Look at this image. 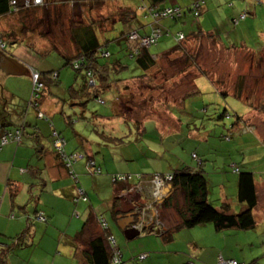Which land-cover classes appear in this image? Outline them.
<instances>
[{
	"label": "rangeland",
	"instance_id": "rangeland-1",
	"mask_svg": "<svg viewBox=\"0 0 264 264\" xmlns=\"http://www.w3.org/2000/svg\"><path fill=\"white\" fill-rule=\"evenodd\" d=\"M69 1L71 0H46L44 6L31 10L32 14L37 15L34 20L28 21L23 14L16 15L18 19L24 20L25 24L15 30V33L28 44L23 41L16 43L12 38L4 37L7 43L5 50L11 52L15 58L32 64L35 58L63 59L62 51L68 54L76 52L72 41L74 33L71 31L74 25L70 26L69 19L72 17L73 22L84 19L86 22L87 19H92L93 15L94 19L101 22L109 15L101 14V8L106 12L108 8H105V2L109 4L114 0H104L101 4L94 0H74L71 7L68 5ZM92 1L93 6L90 5ZM121 1L132 5L140 2ZM144 1L146 3V0ZM194 1L176 0V3L186 7ZM81 7H85V14ZM66 8L75 10V13L67 14L64 12ZM86 11L93 12L87 15ZM141 14L139 12V15ZM186 14L187 25L184 27L179 21H171L172 33L180 29L187 35L199 26L196 22L198 18L200 20L203 17V13L197 19L191 12ZM205 18L210 19L208 13ZM167 21L162 19V25ZM210 25L215 32L213 24ZM123 30L124 25L120 21L110 23L105 30L97 29L100 42H107L106 48L111 56L101 57L97 52L96 64L112 67V64L119 60L124 68L119 69L115 76L134 80L135 86L132 85L130 89L133 99L117 105L119 111L132 112L133 117L121 121L120 118H115L103 124L95 122L94 114L114 113L116 88L101 91L105 104H99L87 97L81 103L85 109L80 105L68 106L70 114L77 113L73 114V118L78 124L83 123L88 139H93L101 146L102 152H96L94 156L99 161L104 156L103 163L110 167L135 173L143 169L145 172L162 171L159 170L160 162L166 167L165 170L169 171L170 163L195 164L191 157V154L195 153L203 160L202 170L208 186L207 201L219 208L222 204V192L234 196V201L228 204H232L231 208L235 212L241 210V202L236 199L238 172H234L232 167H239L241 171L252 170L257 197V205L253 209L256 224L253 228H228L217 231L212 223H207L184 228L191 230L192 235H183L187 239L192 236L193 240L198 242V247L205 248V256L199 259L201 262L195 261L196 264H221V259H233L243 264H264V217L258 214L260 208L264 209V48L252 50L240 45L224 48L214 37H188L181 41L182 50L179 52L157 55L154 67L146 77L138 79L136 77L143 71L137 67L134 57L128 55L126 41L121 39ZM33 33L30 41L27 37ZM165 36H169L171 40L163 43ZM175 43L171 34H163L151 47V51L153 54L160 53L173 47ZM200 71L210 76L214 86L206 76H195ZM71 72L72 78H68L70 82L67 85L82 79L83 73L76 74L72 70ZM30 73L29 70V76ZM193 75L195 78L192 82ZM29 76L26 78L30 82ZM20 83V86H14L10 81L13 89L23 91L27 83L24 80ZM195 87L194 92L188 91ZM238 87L241 89L239 97L236 95L239 92V89H236ZM105 137L110 140H104ZM91 198L95 199L94 202H99L98 212L105 218L108 232L115 239L117 247L119 246L124 254H136L135 248L127 250L130 240L124 237L112 214V203L108 204L112 198L111 190L108 197L104 193L97 195L93 192ZM173 199L177 201V205L184 207L181 191L174 193ZM155 209L160 211L156 218L160 215L167 227L174 229L178 221L174 208L171 211L166 209L170 212V219L164 217L167 212L162 208V204H158ZM149 235L156 237L159 234L152 231ZM142 236L140 235L138 240L145 238Z\"/></svg>",
	"mask_w": 264,
	"mask_h": 264
},
{
	"label": "crops",
	"instance_id": "crops-1",
	"mask_svg": "<svg viewBox=\"0 0 264 264\" xmlns=\"http://www.w3.org/2000/svg\"><path fill=\"white\" fill-rule=\"evenodd\" d=\"M101 1L104 0H98L100 4ZM73 3L74 0H71L68 5L70 4L71 7ZM105 3V8L108 10L103 12L101 8V14L116 13L119 8L127 5L121 0ZM163 5H177V3L176 0H165ZM81 10L85 14V7H81ZM244 11L246 12L245 17L240 18V14ZM64 12L71 14L75 13V10L66 8ZM92 12H87V15ZM202 13L203 17L200 20L197 19V25L218 34L222 44L240 45L252 50L264 48V5L255 4L253 0H205L200 14ZM206 13L210 17L209 20L205 18ZM16 15L11 13L2 15L0 29L18 30L22 27L21 20ZM186 15H182L177 20L163 22V25L172 29L171 23L179 21L184 27L187 25ZM234 19L237 20L234 21ZM114 20L118 21L117 17ZM210 24H213L215 32L212 31ZM170 40L169 36H165L163 43ZM6 56L24 68V73H6L0 67V129L12 130L18 126L22 130L19 141L9 140L0 144V248L7 249L3 263L92 264L88 242L93 237L100 235L103 230L97 222L96 215H101L97 209V205L100 207V204L98 201L94 202L95 199L92 200L93 192L97 195L104 193L108 197V192L111 190L112 198L108 201L109 205L113 204L118 192L126 191L129 188H135L140 191L141 195L149 196L151 187L149 177L144 176L138 179L136 185L111 183L109 173L126 171L103 163L104 156L100 161L97 160L94 154L102 152V148L98 142L88 139L89 136H86L87 132L83 129V123L78 124L76 120L73 125L71 124L72 129L70 126L69 128L65 127L66 116L70 113L66 101L60 100L66 98L62 88L55 87L56 90L51 87L47 88L42 95L39 108L27 106L31 81L29 82L26 77L29 76L30 68L57 69L59 78L66 84L70 82L68 78L72 72L68 66L61 68L60 58H35V62L32 64L15 58L14 55ZM153 56H157V53H154ZM23 80L27 83V87L23 91L11 87V84L20 86V82ZM38 111L43 113L44 118L38 116ZM45 116H48L51 122L47 118L45 119ZM97 122L101 123V118ZM53 130H56L59 136L64 137L66 152L74 153L80 157L73 166L78 175V182L73 181L63 160L53 148ZM89 155L102 170L100 175L91 178L85 175L84 169V161ZM161 163L159 170L162 171L159 172L169 171V169L165 170L166 167ZM174 166H178V163L175 165L170 163V170ZM136 173L150 174L151 172H145L143 169ZM76 183L86 191L88 202H73ZM168 186L167 184V188H164L165 193H168L170 189ZM135 197V199L138 198L137 194ZM233 201L234 196L221 193L222 204ZM120 204L123 202L118 203L117 201L115 207ZM124 204L129 203L125 202ZM231 205L228 204V211L235 212ZM240 207L243 209L244 204L240 203ZM75 209L79 211L78 216L72 215ZM36 210L47 215V222L30 219L33 223L29 225L26 217L32 216L33 218V213ZM144 212H146V216L142 217L143 222L146 226L156 222L157 226L152 227L159 235L154 237L149 235L151 232L145 234L141 232L140 235H143L144 239L138 240L139 235L130 240L127 250L130 251L132 247L136 249V254L147 253L146 257L138 264H196L195 261L201 262L199 259L201 260L205 256L204 246L198 247V242L193 240L192 236L187 239L183 235H192L191 230L184 229L187 227L177 229L167 227L162 218L160 221L157 220L155 217L157 211L153 208ZM89 213L91 214L88 216L91 217L90 221L84 225ZM258 214L264 217V209L260 208ZM201 225H207V223ZM27 226L28 230L24 234L22 244L7 247V245H11L13 238L19 236ZM119 250L123 264H131L132 256L136 254L128 252L124 254V251L120 248ZM127 253L129 256L126 255Z\"/></svg>",
	"mask_w": 264,
	"mask_h": 264
},
{
	"label": "trees",
	"instance_id": "trees-1",
	"mask_svg": "<svg viewBox=\"0 0 264 264\" xmlns=\"http://www.w3.org/2000/svg\"><path fill=\"white\" fill-rule=\"evenodd\" d=\"M98 1V0H94ZM94 1H92L91 6H93ZM165 0H146V3L144 0H140L137 5H132L130 3H125L127 5L122 6L119 8V10L116 13H110V15L106 16L105 19H102V21H97L94 19L93 15H91L92 19H87L86 22L84 19L78 20L73 22L72 17L69 19L70 26L73 24L74 26L71 27V31L73 34L72 41L75 44V53L68 54L64 51L60 50V52L63 54L64 58L61 59V68L67 67L70 69V71H74L76 74H82V79L80 82L76 83H70L67 85L64 81H62L59 76L57 69H41L38 70L36 68H32L31 72H35L38 75V83L39 90L37 91L35 89L36 84H33L32 79V73L30 81L31 83V89L29 98L27 101V106H32L34 108H39L41 103V98L46 91L47 88H53L55 87L57 89L62 88L63 91H65V97L62 100V102L66 101V104L69 106H76L80 105L82 108L84 105H81L83 102L82 100L86 99H92L95 102L99 104H105V100L101 97V91L106 89H112L116 88L115 90V107L113 108V114L112 115H95V122H97L98 119L101 118V124H103L105 121L120 118L130 119L133 116V113H127L119 111V107L117 105L122 101H127L128 99H133V92L130 90L131 86H135L133 79H128V77H116L115 73L119 71V69L124 68L121 66L120 61H115L116 63L112 64V67H109L108 65L100 64L97 65V52L98 56L109 58L111 56V53L106 48L108 46L107 42L101 43L100 39L97 35V29L99 31L105 30L110 23L114 20L115 17H117L118 21H120L124 25V30L121 32V39H124L126 41L127 46V52L130 57H134L135 63L139 69L143 71V73L136 77L138 79H142L146 77V75L149 73V71L154 67L155 65V57L153 56V52L151 51V47L155 45L158 42V38L162 36L163 34H171L174 41L176 42L173 47L164 50L162 52L157 53V55H164V54H171L174 52H179L182 50L181 48V41L185 40L188 37L198 36V35H207L209 37H214L215 40L219 41L218 34H215L210 31H203L200 26H197V28L193 31H190L187 35H185L181 30H176V32L172 33L170 28L162 25L161 21L162 19L165 20H177L182 15L186 14V12H191L193 16L196 17V19L199 17L201 10L203 8V5L205 3V0H195L192 2L189 6L182 7L179 5H163ZM255 4H262L264 5V0H253ZM46 3V0H41L40 4L34 5L32 2L29 6H25L24 0H14V3H11V0H0V17L2 15L11 13V14H23V17L29 20H34V18L37 17L36 14H32V9L40 8L44 6ZM99 3V2H98ZM195 3L197 4L196 7H194ZM169 9V12H163L165 9ZM49 10L53 11L52 8H49ZM58 12V11H57ZM139 12L142 13L139 15ZM243 15V16H241ZM246 12H242L240 14V18L245 17ZM149 18V19H148ZM237 19H234V21ZM115 21V20H114ZM113 21V22H114ZM22 25L25 24L24 20H21ZM233 23V22H232ZM144 32H141V31ZM30 33V32H29ZM132 33H135L136 38L130 37ZM157 33V36L154 41L150 42L149 45H141L140 39L144 37H149L151 34ZM182 35V39H179L178 36ZM32 35V34H31ZM30 35V36H31ZM28 36L27 38L31 41V37ZM34 36V34H33ZM4 37L12 38V41L14 40L16 43L18 41L22 42L23 40L19 39L18 33H15V29H0V40L3 43V46L0 47V50H2L5 55L13 56L11 52L6 51L7 43L5 41ZM18 38V39H17ZM13 41V42H14ZM24 42V41H23ZM28 44V42H24ZM221 43V42H220ZM222 44V43H221ZM222 46L225 47H235L228 46L222 44ZM53 48V47H52ZM245 48V47H243ZM249 49V48H246ZM259 58V57H257ZM198 75H204L206 76L212 83V79L209 75L204 73V71H200ZM195 76L193 75L192 82L194 81ZM112 77V79H111ZM116 77V78H115ZM213 85V83H212ZM195 86V84H194ZM214 86V85H213ZM236 89H239V92L236 93V95L239 97L241 95V89L238 87ZM56 90V89H55ZM196 90L195 88L189 89L188 91L194 92ZM37 94L36 97L34 94ZM227 94L226 92H223ZM122 94V96H120ZM70 102V103H69ZM85 109V107H84ZM81 110V112L84 111ZM77 114L76 112H72L70 115L66 116L65 120V127L70 128L73 125V122L76 121L75 118H73V114ZM38 115L41 114L40 118H44V115L42 112L38 111ZM131 114V115H130ZM79 117V116H77ZM85 117V116H82ZM49 122H51L50 118L48 116H45V119ZM80 118V117H79ZM111 125V124H110ZM17 126L14 129H0V130H7V131H14L15 129H18ZM20 129V128H19ZM72 129V128H71ZM112 129V128H110ZM58 133V132H57ZM53 138V135H52ZM110 140V138L105 137L104 140ZM56 138L54 137L52 139L53 145L55 143ZM103 140V141H104ZM1 144V143H0ZM55 149V152L58 154V156L61 157L63 160L65 166L69 170V174L72 177L73 181L78 182V175L75 172L74 169V163L80 159V157L76 156L71 157L70 164L67 165V161L65 158H68L71 155H74V153H68L65 150V145H63L62 151H59ZM191 157L194 159L195 164L193 163H185L180 164L178 163V166H174L170 171L165 172H151L150 174H144V173H132V172H112L109 173L110 181L113 184L118 183H131L132 185H136V181L140 178H143L144 176H148L149 178L153 174H158L161 176L170 175L171 179L169 180V183L171 184V187L165 197L162 198L160 202H157L158 204H162V208L167 212L164 217L167 219H170V212H168L166 209L174 210L177 212L178 221L176 223V226L174 229L177 228H190L195 225H201L205 223H212L215 230H224L228 228H237V229H251L255 226L256 221L253 217V209L257 205V197H256V191H255V184H254V176L252 170H244L241 171L239 167H235L233 165L232 169L234 172H238L237 177V192L236 197L239 202L244 204V208L241 209L239 212H230L228 211V203H223L219 208L211 205L207 201V180L203 174L202 166H203V160L199 159L195 153L191 154ZM84 161V169H85V175L89 178L100 175L102 173L101 167L96 164L93 157L90 155L86 157ZM92 161L93 165L90 166L89 162ZM235 164V163H234ZM125 175L129 176L130 178H126L124 180H118L115 177L118 175ZM75 190L76 193L74 194V197L72 198L73 202L78 201H84L88 202V195L86 191L82 188L80 184H75ZM122 189V188H121ZM120 189V190H121ZM181 191L183 193V206H179L176 204V200L173 199V194ZM79 191L81 194H79ZM173 193V194H172ZM114 202L112 204V214L117 220V212L114 211L116 202H117V196H115ZM123 202V201H121ZM156 205V206H157ZM159 207V206H158ZM157 213L160 211L156 210ZM41 214L40 221L47 222V215L43 213L42 211L36 210L33 213L32 216L26 217V221L28 224H32L33 221L30 219H33L34 221L39 219L38 215ZM73 216H78L79 211L73 210L72 212ZM91 215L90 213L87 215V218L84 221V225L90 221L91 217H88ZM97 222L99 223L100 227L101 224H105V228L101 227L102 233L100 235H97L89 240L88 242V250L90 253V259L92 261V264H110L111 263V247L108 243V237H110L108 232V224L105 220V218L101 215H96ZM157 220L160 221L161 217L158 215ZM157 221V222H158ZM157 226L156 222H153L149 224L148 226L143 227L141 232L143 233H150L152 230L150 227ZM153 228V227H152ZM28 230V226L26 229L22 231V233L19 236H16L13 238L12 243L10 246L7 245V247L12 246H19L22 244V241L24 239V234ZM140 235V234H139ZM6 248H0V264H4V256L6 255ZM120 252V250H119ZM145 254V256L141 259H139L140 254ZM138 253L131 259V264H138L139 261L143 260L146 257V253ZM236 261V260H235ZM237 264H243L236 261ZM119 264H123L122 257L121 262Z\"/></svg>",
	"mask_w": 264,
	"mask_h": 264
},
{
	"label": "built area",
	"instance_id": "built-area-1",
	"mask_svg": "<svg viewBox=\"0 0 264 264\" xmlns=\"http://www.w3.org/2000/svg\"><path fill=\"white\" fill-rule=\"evenodd\" d=\"M260 1V0H258ZM33 4H37V3H41V0H24V4L25 6H29L30 3ZM11 3H14V0H11ZM197 4L195 3L194 7H196ZM170 10L167 8L165 9L163 12H169ZM243 16V15H241ZM157 36V33L155 34H151V36L149 37H144L140 39V43L141 45H149L150 42L154 41L155 38ZM130 37L136 38L135 33H132ZM179 39H182V35L180 34L178 36ZM3 46L2 41L0 40V47ZM32 81L33 84L35 83V89L38 91L39 90V83H38V75L35 72H32ZM36 93L34 94V96L36 97ZM39 116H41V114H39ZM20 135H21V130L15 129L14 131H7V130H1V136H0V143L4 144L6 142H8L9 140H14V141H19L20 139ZM54 137L56 138L54 146L57 150L62 151L63 149V145H64V139L61 136H58L56 134V132H53ZM71 157H76V154L71 155L68 158H65V160L67 161V165L70 164V158ZM90 166L93 165V162L90 161L89 162ZM118 180H124L126 178H130L129 176H125L123 174L118 175L117 177H115ZM171 179L170 175H165V176H161L158 174H153L150 178H149V182H150V202L149 204L146 205V208H152V205L154 202L158 201L159 199H161L165 193V187L167 186V184L169 183V180ZM137 189L135 188H129L126 191H120L117 194V199L118 201H125V202H133L134 201V196L136 193ZM79 194H81V192L79 191ZM141 217H145L144 212H141ZM38 218L41 219V214L38 215ZM103 228H105V224H101ZM139 226L141 225V222L138 224ZM108 243L111 247V263L110 264H119L121 262V256H120V252L119 249L116 247V243L115 240L112 236L108 237ZM145 256V254H140L139 255V259L143 258ZM221 264H237L235 260L233 259H228V260H222L221 259Z\"/></svg>",
	"mask_w": 264,
	"mask_h": 264
},
{
	"label": "water",
	"instance_id": "water-1",
	"mask_svg": "<svg viewBox=\"0 0 264 264\" xmlns=\"http://www.w3.org/2000/svg\"><path fill=\"white\" fill-rule=\"evenodd\" d=\"M0 67L6 73H24V68L20 67L14 60L8 58L5 53L0 50ZM26 74V73H25ZM135 206L133 204H120L114 208V211L117 212V222L120 229L123 232V235L126 239L131 240L140 234L138 228L132 227L133 216L135 212L133 209Z\"/></svg>",
	"mask_w": 264,
	"mask_h": 264
},
{
	"label": "clouds",
	"instance_id": "clouds-1",
	"mask_svg": "<svg viewBox=\"0 0 264 264\" xmlns=\"http://www.w3.org/2000/svg\"><path fill=\"white\" fill-rule=\"evenodd\" d=\"M37 4H40V3H37ZM37 4H34V5H37ZM32 71V69H30V72ZM32 73V72H31ZM39 116V115H38ZM40 117V116H39ZM21 130V129H20ZM0 132H1V130H0ZM53 132H56V134H57V131L56 130H53ZM53 132H52V135H53ZM21 134H22V130H21ZM58 135V134H57ZM21 136V135H20ZM59 136V135H58ZM61 136V135H60ZM53 137H54V135H53ZM61 137H63V136H61ZM63 139H64V137H63ZM64 144H65V140H64ZM168 187L170 188L171 187V184L170 183H168ZM167 188V187H166ZM140 191H136V193H135V196H136V194H137V196H138V198L137 199H134V201L133 202H128L129 204H133L134 206H135V208L133 209V212H135V215L133 216V223L131 224V226L132 227H135V228H138L139 230H140V234H141V230L143 229V227H145L146 225H145V223L143 222V218L141 217V212H144V211H147V210H149L148 208H146V205L147 204H149V202H150V193H149V196H143V195H141L140 193H139ZM167 195V193H164V195H163V197H165ZM134 196V198H136ZM162 197V198H163ZM143 198V199H142ZM162 198L161 199H159L158 201H156V202H154L153 203V205H152V208L153 209H155V207H156V205H157V202H160L161 200H162ZM118 201V200H117ZM142 201V202H141ZM118 203H122V202H120V201H118ZM123 203H125V202H123ZM145 203V204H144ZM155 211H156V209H155ZM144 215L146 216V212H144ZM156 217V216H155ZM141 222V225L139 226L138 224ZM150 229H152L153 230V228L152 227H150ZM110 236V235H109ZM115 240V239H114ZM116 243V242H115ZM116 247H117V245H116ZM118 248V247H117ZM119 249V248H118ZM120 256H121V252H120Z\"/></svg>",
	"mask_w": 264,
	"mask_h": 264
}]
</instances>
